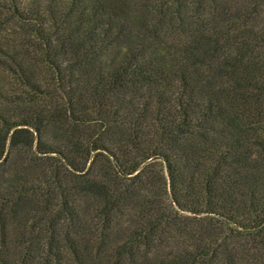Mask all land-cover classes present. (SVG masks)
I'll return each instance as SVG.
<instances>
[{
	"label": "trees",
	"instance_id": "trees-1",
	"mask_svg": "<svg viewBox=\"0 0 264 264\" xmlns=\"http://www.w3.org/2000/svg\"><path fill=\"white\" fill-rule=\"evenodd\" d=\"M0 264H264V0H0Z\"/></svg>",
	"mask_w": 264,
	"mask_h": 264
}]
</instances>
